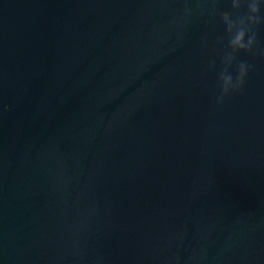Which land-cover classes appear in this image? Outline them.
<instances>
[{
    "label": "water",
    "instance_id": "obj_1",
    "mask_svg": "<svg viewBox=\"0 0 264 264\" xmlns=\"http://www.w3.org/2000/svg\"><path fill=\"white\" fill-rule=\"evenodd\" d=\"M246 7L0 0V264H264V4L250 51L222 27Z\"/></svg>",
    "mask_w": 264,
    "mask_h": 264
},
{
    "label": "clouds",
    "instance_id": "obj_2",
    "mask_svg": "<svg viewBox=\"0 0 264 264\" xmlns=\"http://www.w3.org/2000/svg\"><path fill=\"white\" fill-rule=\"evenodd\" d=\"M224 2L231 5L233 9L239 10L242 0H224ZM246 4V10L242 14L236 15L233 20L222 22L224 31L229 34V45L233 51H250L255 43V34L252 28L261 21L260 5L264 4V0H246ZM231 59L232 57L229 56L228 61L230 62ZM248 67L249 65L244 62L239 64V75L235 83H233V78L229 73L221 74V88L224 94L240 86Z\"/></svg>",
    "mask_w": 264,
    "mask_h": 264
}]
</instances>
